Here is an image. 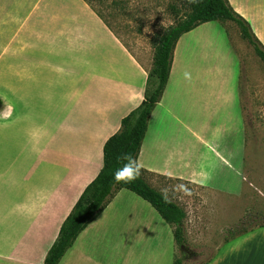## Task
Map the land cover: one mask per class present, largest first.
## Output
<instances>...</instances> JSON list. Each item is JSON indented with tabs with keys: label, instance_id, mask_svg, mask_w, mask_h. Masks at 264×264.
Returning <instances> with one entry per match:
<instances>
[{
	"label": "crops",
	"instance_id": "crops-1",
	"mask_svg": "<svg viewBox=\"0 0 264 264\" xmlns=\"http://www.w3.org/2000/svg\"><path fill=\"white\" fill-rule=\"evenodd\" d=\"M227 2L249 24L244 2ZM103 31L111 44H102ZM253 33L263 46L260 31ZM148 75L149 70L83 0H0V207L9 208L3 212L11 213L15 224L13 228L0 218V264L44 263L61 224L101 170L104 143L119 130L121 120L141 105L149 88ZM77 94L110 102L96 110L97 125L89 128L92 133L70 135L63 129L57 119H63L67 110L51 111L39 124L27 125L19 119L23 97L64 100ZM8 140L14 141L20 154L2 155ZM57 153L64 157L58 159ZM6 154H11L8 149ZM142 155L139 149L140 176L162 193L167 177L146 168ZM145 203L149 205L129 191L114 189L102 212L58 264H85L94 257L97 264H113L106 256L107 244L117 246L127 264L130 245L149 242L158 232ZM84 244H89V250ZM166 248L170 250L171 244ZM204 264H264V226L223 242Z\"/></svg>",
	"mask_w": 264,
	"mask_h": 264
},
{
	"label": "rangeland",
	"instance_id": "rangeland-1",
	"mask_svg": "<svg viewBox=\"0 0 264 264\" xmlns=\"http://www.w3.org/2000/svg\"><path fill=\"white\" fill-rule=\"evenodd\" d=\"M85 1L149 72L154 34L173 25L186 10V0ZM240 1L244 2L251 34L264 53V0ZM254 30L260 31L263 46ZM105 33L101 34L102 44L109 45ZM173 48L169 77L148 116L140 152L146 168L167 177L160 187L162 194L185 212L186 244L177 247L174 227L145 203L158 229L153 234L159 237L154 239L152 234L149 242L131 244L127 264H176L177 260L180 264H204L231 239V233L264 226V61L241 38L238 27L227 20L200 24L182 35ZM122 60L119 55L118 61ZM154 85L152 79L148 90ZM80 97H23L18 105L19 119L27 125L39 124L46 122L49 112L67 110L63 119L56 118L63 129L70 135L92 133L89 128L97 125L96 110L110 102ZM12 136L17 140L15 134ZM8 144L11 148H3L2 155L20 154L13 140ZM7 149L11 154H6ZM71 149L79 151L77 146ZM62 154L57 153L58 159L64 157ZM8 210L0 207V218L15 228L11 213L3 212ZM12 227L8 229L16 237ZM13 241L11 238L9 243ZM88 245L84 244L85 248ZM107 246L106 256L113 264H125L117 246ZM97 260L94 257L85 264H97Z\"/></svg>",
	"mask_w": 264,
	"mask_h": 264
},
{
	"label": "trees",
	"instance_id": "trees-1",
	"mask_svg": "<svg viewBox=\"0 0 264 264\" xmlns=\"http://www.w3.org/2000/svg\"><path fill=\"white\" fill-rule=\"evenodd\" d=\"M83 1L89 5L87 1ZM185 7L186 10L179 20L154 34L152 38L154 54L148 82L150 84L154 79L155 85L151 91L147 88L141 105L121 120L119 130L104 143L101 170L93 181L87 184L61 224L54 243L45 253L43 264L59 263L77 236L102 212L114 189L129 191L147 202L165 223L174 227L173 239L177 247L185 246L183 228L185 212L183 209L161 192L149 187L141 176L129 183L117 182L114 179V173L121 167L118 157L130 152L137 158L147 129L148 116L159 101L169 77L173 47L185 33L206 22L219 20L233 22L238 27L241 38L246 40L253 47L256 55L264 61V53L259 48L258 41L251 34L248 23L231 9L226 0H186ZM245 233L247 232L231 233L230 240ZM176 264H180V261L177 260Z\"/></svg>",
	"mask_w": 264,
	"mask_h": 264
},
{
	"label": "clouds",
	"instance_id": "clouds-1",
	"mask_svg": "<svg viewBox=\"0 0 264 264\" xmlns=\"http://www.w3.org/2000/svg\"><path fill=\"white\" fill-rule=\"evenodd\" d=\"M118 162H121V167L114 173V179L117 182L129 183L141 175V166L130 152L123 153L118 157Z\"/></svg>",
	"mask_w": 264,
	"mask_h": 264
}]
</instances>
